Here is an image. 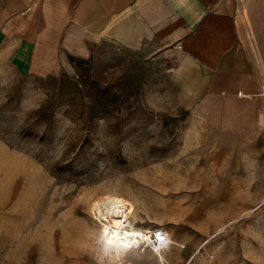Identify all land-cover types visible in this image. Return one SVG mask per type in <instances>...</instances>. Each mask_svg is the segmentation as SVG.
Listing matches in <instances>:
<instances>
[{
    "label": "rangeland",
    "instance_id": "374dc122",
    "mask_svg": "<svg viewBox=\"0 0 264 264\" xmlns=\"http://www.w3.org/2000/svg\"><path fill=\"white\" fill-rule=\"evenodd\" d=\"M237 9L264 20V0ZM6 52L0 264H264V97L205 113L170 45L101 43L51 73ZM110 197L169 248L107 242L95 210Z\"/></svg>",
    "mask_w": 264,
    "mask_h": 264
},
{
    "label": "crops",
    "instance_id": "0c3cea01",
    "mask_svg": "<svg viewBox=\"0 0 264 264\" xmlns=\"http://www.w3.org/2000/svg\"><path fill=\"white\" fill-rule=\"evenodd\" d=\"M248 14L240 20L237 0H0V48L19 72L51 73L101 43L170 45L192 67L197 104L216 114L264 97V20Z\"/></svg>",
    "mask_w": 264,
    "mask_h": 264
},
{
    "label": "bare ground",
    "instance_id": "6f19581e",
    "mask_svg": "<svg viewBox=\"0 0 264 264\" xmlns=\"http://www.w3.org/2000/svg\"><path fill=\"white\" fill-rule=\"evenodd\" d=\"M247 16L244 13L245 20H247ZM133 213L134 210L127 201L118 197H110L96 207L95 218L102 225L104 238L110 244L124 249H130L135 245L146 249L147 245H151V249L159 254L160 249L163 250L162 245L155 242L154 237L150 238V235H165L162 232H152L153 234L148 235L145 233L146 231L133 227L129 224Z\"/></svg>",
    "mask_w": 264,
    "mask_h": 264
},
{
    "label": "built area",
    "instance_id": "2783aa9c",
    "mask_svg": "<svg viewBox=\"0 0 264 264\" xmlns=\"http://www.w3.org/2000/svg\"><path fill=\"white\" fill-rule=\"evenodd\" d=\"M260 67H261V79H262V81L264 83V66L261 64ZM263 89H264V86H263ZM243 97L247 98L249 96L248 95H243ZM149 232L150 231H147L145 233L148 234ZM167 236H168L167 233H166L165 236H162L160 234H157V235L155 234V235H152V236L150 235V238L154 237L155 242H157L159 245H162V247H161L162 249L167 250L169 248V246H170V241L167 239ZM147 248H152V246L148 245Z\"/></svg>",
    "mask_w": 264,
    "mask_h": 264
}]
</instances>
